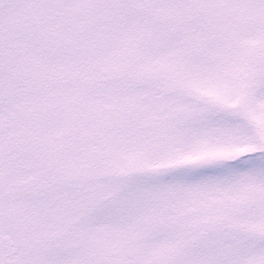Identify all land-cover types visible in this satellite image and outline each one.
Listing matches in <instances>:
<instances>
[{"label":"snow or ice","instance_id":"obj_1","mask_svg":"<svg viewBox=\"0 0 264 264\" xmlns=\"http://www.w3.org/2000/svg\"><path fill=\"white\" fill-rule=\"evenodd\" d=\"M0 264H264V0H0Z\"/></svg>","mask_w":264,"mask_h":264}]
</instances>
